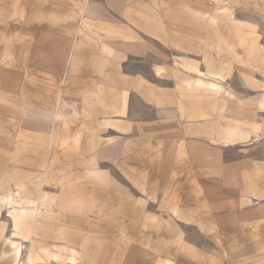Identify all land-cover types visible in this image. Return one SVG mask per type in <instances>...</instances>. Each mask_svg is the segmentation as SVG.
Returning <instances> with one entry per match:
<instances>
[{"label":"rangeland","instance_id":"rangeland-1","mask_svg":"<svg viewBox=\"0 0 264 264\" xmlns=\"http://www.w3.org/2000/svg\"><path fill=\"white\" fill-rule=\"evenodd\" d=\"M124 2L116 126L51 104L0 0V264H264V0Z\"/></svg>","mask_w":264,"mask_h":264},{"label":"crops","instance_id":"crops-1","mask_svg":"<svg viewBox=\"0 0 264 264\" xmlns=\"http://www.w3.org/2000/svg\"><path fill=\"white\" fill-rule=\"evenodd\" d=\"M124 1L85 0L77 5L78 0H29L37 11L27 15L31 19L27 18L26 27L31 26L34 34L33 45L25 49H34L38 88L42 84L44 90L54 92L52 105L77 107L92 121L121 126L127 119L130 125L134 78L118 69L120 63H108L106 55L108 43L118 41L125 26H130L120 17ZM38 12L45 18H38ZM29 31L22 32L23 42H29Z\"/></svg>","mask_w":264,"mask_h":264}]
</instances>
